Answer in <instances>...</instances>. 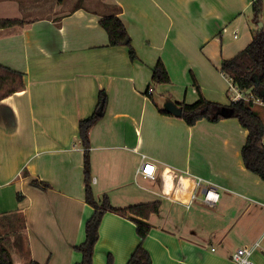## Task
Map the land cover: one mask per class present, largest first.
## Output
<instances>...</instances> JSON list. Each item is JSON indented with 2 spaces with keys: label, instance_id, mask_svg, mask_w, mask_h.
Wrapping results in <instances>:
<instances>
[{
  "label": "crops",
  "instance_id": "obj_1",
  "mask_svg": "<svg viewBox=\"0 0 264 264\" xmlns=\"http://www.w3.org/2000/svg\"><path fill=\"white\" fill-rule=\"evenodd\" d=\"M253 1L0 0V18L26 21L0 29V63L25 80L23 90L0 101V220L18 209L26 217L25 252L16 264L81 261L74 247L85 240L93 209L85 199L79 122L101 107L89 132L93 190L120 208L161 202L144 241L152 264H233L236 249L258 240L264 246V177L246 163L249 129L234 116L188 125L161 111L197 100L189 102L198 95L192 73L207 99L230 106L235 91L220 67L252 41ZM117 7L138 60L129 46H110L100 24ZM159 60L172 88L152 83ZM180 78L186 87L179 91ZM255 107L264 119V104ZM144 160L155 165L154 178L136 174ZM208 185L219 194L213 205L205 199ZM139 243L136 223L109 211L94 264H108L110 256L112 264H127ZM252 258L264 264V251Z\"/></svg>",
  "mask_w": 264,
  "mask_h": 264
},
{
  "label": "trees",
  "instance_id": "obj_2",
  "mask_svg": "<svg viewBox=\"0 0 264 264\" xmlns=\"http://www.w3.org/2000/svg\"><path fill=\"white\" fill-rule=\"evenodd\" d=\"M121 8L117 7V13L103 17L100 20L101 26L108 33L109 45L119 46L127 45L130 49V58L138 60L139 55L133 46L128 34V30L123 18L120 15ZM264 0H254L251 5V15L249 19L252 32V41L235 56L224 59L220 70L227 75L231 81L246 95L252 94L264 102V25L259 28V22L263 21ZM26 23L21 18H0V29L14 26H22ZM128 38L127 43L125 40ZM193 84L197 87L198 98L193 103L180 102L182 108L181 118L188 125H195L197 121L206 117L210 120L220 118L219 110L224 106L219 102L207 99L202 93L201 87L192 73ZM171 77L165 63L159 60L153 68L152 83L162 84L170 83ZM25 88L24 73L0 63V101ZM106 94L101 97V104L104 105ZM252 100L240 99L231 102L230 107L234 108V117H237L241 124L250 131L248 144L245 147L244 154L248 167L257 170L264 177V119L255 107ZM163 113L171 114L162 109ZM97 113L92 116L81 119L79 122V138L85 149L84 155V185L85 199L92 207L93 212L86 220L84 231L85 240L75 245V249L80 251L82 259L76 264H94V254L96 245L100 236V226L102 219L107 212H116L130 220L137 226V233L140 237V243L132 252L127 264H152L150 252L144 246V241L152 230L149 223L151 214L158 213L161 202L149 201L132 204L126 208L114 206L107 194L100 199L96 198L92 182V167L90 159V136L89 132L97 121ZM31 183L35 186L48 190L52 187L51 183L32 179ZM23 194L18 193V199L23 198ZM2 218L9 224V229L4 234H0V264H16L8 248L10 232L23 236L26 227V217L22 212L14 210L3 213ZM24 264H42L34 259L26 261ZM108 264H112V258L109 257Z\"/></svg>",
  "mask_w": 264,
  "mask_h": 264
},
{
  "label": "built area",
  "instance_id": "obj_3",
  "mask_svg": "<svg viewBox=\"0 0 264 264\" xmlns=\"http://www.w3.org/2000/svg\"><path fill=\"white\" fill-rule=\"evenodd\" d=\"M231 88L235 91L234 100L246 99L252 100L255 103L264 104V102L254 95L244 94L233 82L231 84ZM153 87H149L148 93L153 92ZM264 143V139H263ZM145 158V156H143ZM155 165L150 163L149 161L144 160L139 168L136 171L138 176H142L144 178H154L155 177ZM203 179H199V183H202ZM211 186V187H210ZM205 199L211 205H213V201L217 200L219 194L212 188V185H208L205 187ZM261 248L264 251V246L261 243V240H258L252 246H244L236 249L232 255L233 264H257L252 256L256 249Z\"/></svg>",
  "mask_w": 264,
  "mask_h": 264
},
{
  "label": "rangeland",
  "instance_id": "obj_4",
  "mask_svg": "<svg viewBox=\"0 0 264 264\" xmlns=\"http://www.w3.org/2000/svg\"><path fill=\"white\" fill-rule=\"evenodd\" d=\"M263 19H264V16H263ZM171 83H172V81L170 83H166L167 88L173 87L172 85H170ZM176 83H178L177 90H179V91L182 89L185 90L186 85L183 83L182 78L178 79L176 81ZM189 87L191 88V86H189ZM192 98L193 97H191V99H189L190 100L189 102H193L194 100H196L198 98V95H197V97H194L193 99ZM200 197L204 198V195L200 194ZM181 213H185V212L182 210ZM8 230L10 231L7 222L5 220L1 219L0 220V234H4ZM18 240H19V242H18ZM7 245L9 247V249L11 250V252L13 253V257H14L15 262H16L15 257L19 258L20 255L22 256V254H24V252H25L23 237L21 235L14 233L13 231L10 232V240L8 241Z\"/></svg>",
  "mask_w": 264,
  "mask_h": 264
},
{
  "label": "water",
  "instance_id": "obj_5",
  "mask_svg": "<svg viewBox=\"0 0 264 264\" xmlns=\"http://www.w3.org/2000/svg\"><path fill=\"white\" fill-rule=\"evenodd\" d=\"M264 25L263 21L259 22V28H262ZM128 38L125 40V43H127ZM166 109L177 116H181L182 115V108L180 106H178L176 103H169L166 107ZM102 107L101 109L98 111V115L102 114ZM219 114L224 116V117H231L234 115V108L230 107V106H223L220 110H219Z\"/></svg>",
  "mask_w": 264,
  "mask_h": 264
}]
</instances>
